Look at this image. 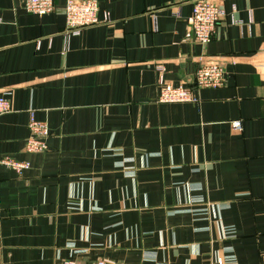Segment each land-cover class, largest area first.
<instances>
[{
  "label": "crops",
  "instance_id": "1",
  "mask_svg": "<svg viewBox=\"0 0 264 264\" xmlns=\"http://www.w3.org/2000/svg\"><path fill=\"white\" fill-rule=\"evenodd\" d=\"M66 1L0 0V264H264V0H214L206 45L196 0H97L111 22L69 38ZM202 63L223 87L159 102L161 76L192 86Z\"/></svg>",
  "mask_w": 264,
  "mask_h": 264
},
{
  "label": "built area",
  "instance_id": "2",
  "mask_svg": "<svg viewBox=\"0 0 264 264\" xmlns=\"http://www.w3.org/2000/svg\"><path fill=\"white\" fill-rule=\"evenodd\" d=\"M26 9L33 14L43 16L52 13L55 10V0H24ZM97 0H67L65 6L67 38L72 35H79L86 27L97 25L100 23L111 22L108 11H103ZM227 16L226 9L217 4L214 0H196L193 6V14L191 18V31L195 41L199 44L206 45L210 43L218 29L223 18ZM161 73L164 72L162 65L158 66ZM226 83L225 66L221 63H202L194 72L192 86H174L166 83L164 76L160 78L162 86L158 97L161 103H186L198 102L195 97L194 90L204 88H221ZM12 106L9 98L5 95L0 96V116L11 112ZM236 130L242 128L240 121L234 123ZM29 128L30 137L26 141V149L31 153H44L48 150V139L50 136L49 126L42 121H38L32 116ZM5 164L13 167L19 173H23L29 168V163L5 160ZM65 264H76L68 261ZM93 264H118L107 259H99ZM219 264H224L223 260H219Z\"/></svg>",
  "mask_w": 264,
  "mask_h": 264
}]
</instances>
